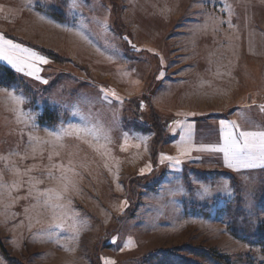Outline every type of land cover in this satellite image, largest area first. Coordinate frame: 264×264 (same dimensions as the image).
<instances>
[{
    "label": "rangeland",
    "instance_id": "1",
    "mask_svg": "<svg viewBox=\"0 0 264 264\" xmlns=\"http://www.w3.org/2000/svg\"><path fill=\"white\" fill-rule=\"evenodd\" d=\"M72 3L0 0V35L48 61H33L38 80L0 60L16 77L0 82V264H264V167L237 171L222 152L198 150L223 146L229 129L221 121L264 131V0ZM108 26L139 42L145 53L135 56L150 65L140 97L128 104L136 101L133 116L144 124L157 114L165 129L155 165L152 132L141 136L137 156L148 145L151 169L143 173L148 162L126 161L133 134L115 88L125 47ZM74 27L88 44L69 36ZM166 68L185 69L177 86L192 87L207 72L204 95L186 99L203 114L177 125L169 113L181 107L176 94L153 106ZM162 154L181 162H162Z\"/></svg>",
    "mask_w": 264,
    "mask_h": 264
},
{
    "label": "crops",
    "instance_id": "2",
    "mask_svg": "<svg viewBox=\"0 0 264 264\" xmlns=\"http://www.w3.org/2000/svg\"><path fill=\"white\" fill-rule=\"evenodd\" d=\"M63 9L66 11L67 7H63ZM103 12L107 14V18H108L109 17L108 9L107 8H105V10L103 9ZM69 15H70V17H73V16L75 17L74 13L70 12ZM102 20L105 21V17ZM68 25H70V24L67 23V25H65V30H67ZM60 28H62V27H60ZM107 29L112 30V32L116 35V39H117V37H119L120 41H122L119 33L115 29L111 28V26H108ZM76 31H77V27L71 28L70 32H69V36H71L75 41L80 43L81 46L88 44L89 42H87L85 40H81V37L76 34ZM73 33H74V36H73ZM133 43L140 44L136 40H134ZM115 44L117 45V51L119 52V47H120L119 45H121V44L117 41H115ZM75 48H77V46H75ZM77 49H78L77 55L83 56L82 53L89 55V53H86L81 47L77 48ZM139 49H141V48H139ZM142 50H144V49H142ZM122 51H123V54L120 57L116 58V60L124 61V64H123V67L121 70L122 80L117 82V86H115V88L117 89L118 97H119V103H120L121 109H122V124L125 127L132 128V130H131L132 132H129V133L133 134V141H134V143L130 144V146H129V150H128L129 153L127 155L126 161H128V164L129 163L131 164L135 161V159H137L138 161L142 160V163L147 164L148 159L150 160V158H147L148 153H149L148 145L147 146H146V144L144 145L146 147H145V149L141 150L142 153H141L140 157L137 156L139 154L137 147H139V145L141 144L140 143L141 136H143L144 134H149L151 137V133H149V132L145 133L142 130L136 129V128L129 126V125H126L125 124V118H124L125 117L124 116L125 115L124 109H125V104H126L127 100H129L132 97L137 96L139 92H142L141 90L143 89V87L145 85L150 65H149V67L147 65V69H146V65H143L141 62H139V61H146L145 58L140 57V56H135V55H129V54H127V52L124 48L122 49ZM120 53H122L121 50H120L119 54ZM43 54H46V53H43ZM136 54H142V53L137 52ZM78 57H80V56H78ZM108 57H110V56H107V58ZM123 57L129 58L130 60L127 61ZM131 59L134 61H131ZM108 60H112V59L109 58ZM129 61H131V62H129ZM139 66L141 67V71H144L140 76H138V74H140L141 71L138 72V70L136 69V68H139ZM181 70H185V69H180L176 73V75H173L174 72L171 70L167 71V68H166V71L164 72V74L161 78L160 84H158V86L155 87L154 91L151 92L153 94H150L153 106L154 107L157 106L160 108L165 107L164 106V98H167V99L170 98L171 103L173 101V97L175 94L178 97L182 98L181 99L182 103H181L180 109H178V105H177L175 107V109H173L174 111L169 112L172 115L174 114L173 117H176V119L178 120L177 125H179L182 122V120H181L182 118H186V119H183V121L184 120L191 121L192 119L197 118V116H200V114L204 113L203 111L199 110L198 108L194 107L193 105H187L189 101H187L186 99H191V98L193 99L194 96H203L204 95L203 90H206L209 87V82H210L209 77L206 75L207 72H204V74L203 73L198 74L196 82L192 83V87L189 86L188 84L184 85V86L183 85L177 86L179 80H183V78L187 74L186 73V74L178 75ZM222 70L223 69H221V71ZM197 72H198V70H197ZM167 73H169L168 78L166 77ZM184 73H185V71H184ZM82 75L83 74H81V73L75 75L76 80L83 81L82 77H84L85 74H84V76H82ZM169 83H171L170 88L167 89L168 94H166L165 89ZM155 90L158 92L155 93ZM179 90H180V92H179ZM192 90L196 91V93L192 94ZM171 103L169 104V108H171ZM212 111L213 112H219V113L223 112L222 109L221 110H219V109L213 110L212 109ZM149 145H150V142H149ZM146 148H147L148 152L146 151ZM133 159H134V161H133ZM135 162H137V161H135ZM149 163L150 162H148L147 167H143L142 169H144L145 171H148ZM140 171H141V169H139V172Z\"/></svg>",
    "mask_w": 264,
    "mask_h": 264
},
{
    "label": "snow or ice",
    "instance_id": "3",
    "mask_svg": "<svg viewBox=\"0 0 264 264\" xmlns=\"http://www.w3.org/2000/svg\"><path fill=\"white\" fill-rule=\"evenodd\" d=\"M76 0H73L71 7H76ZM135 47V45H133ZM0 60L6 61L9 65L15 68L18 72H25L28 76H34L36 79H41L38 75L40 69L33 63L34 60H39L42 63H48L47 59L42 56H38L31 50L14 44L11 40H6L0 35ZM163 73H161L162 75ZM47 83V81H43ZM6 91V90H5ZM114 94V93H113ZM13 99H17L19 102H23V97H15L14 93H10ZM143 107V104H141ZM264 110V107H262ZM191 129L192 125L188 126ZM221 128H228L227 132H223L224 144L222 147H215L212 145H201L200 149L210 152H222L223 162L225 166L234 170L249 169L264 167V131H246L239 130L240 125L235 121H221ZM236 130H239L238 132ZM183 140V138H182ZM190 149L185 148L181 151V156H186ZM164 159L175 160L176 164L181 161L179 158L170 156H164L162 154L161 161ZM151 170L150 167L148 169ZM145 170L141 169V173ZM15 187V184L13 185ZM227 185H225V188ZM205 193L209 192L207 187L203 188ZM126 203V202H125ZM59 207V206H57ZM56 227H63V224H57ZM72 229L77 235L73 236L74 239L78 238V229L73 224ZM115 242V238H113ZM131 241L128 242L130 244ZM126 244V246H128ZM123 250V249H121ZM106 264H114V262L106 261Z\"/></svg>",
    "mask_w": 264,
    "mask_h": 264
},
{
    "label": "trees",
    "instance_id": "4",
    "mask_svg": "<svg viewBox=\"0 0 264 264\" xmlns=\"http://www.w3.org/2000/svg\"><path fill=\"white\" fill-rule=\"evenodd\" d=\"M114 28L119 33L127 54L135 55L137 52L145 53V50L136 48V46L133 47L134 44L131 43V40L129 41L127 39L128 37H126V36H124L122 34L120 27L119 28L118 27H114ZM28 45L38 49L42 53H46L47 54L49 52V50L47 48H44L42 46H38V45H35V44H29V43H28ZM11 76H13V74L11 72H9V71H6L5 68L2 65H0V82L1 83H3V82H9L10 83V82L15 81L16 77L14 78V76L13 77H11ZM152 79H154V77H152ZM138 97H140V96H135L133 98H130L129 100H127V102L125 104V109H124V111H125V115H124L125 116L124 117L125 118V124L129 125V126H132V127L136 128V129L142 130V131L152 132V138H151V142H150V152H151V158L153 159V163L155 165L156 156L158 154L157 147H158V144L160 142V139L163 137L165 129H163L162 122H160V118L158 117L157 114H152L154 119H153V123L151 125L144 124L142 122V120H139L138 118H136V116H133V111L136 110L135 107H137L136 101L134 102V104L132 106H130L131 108H129L128 104L133 102V100L137 99ZM143 97H144V94H143ZM148 105L149 104H145L144 105V110L147 109ZM130 112H131V116H129ZM135 176H136V174H134V177ZM245 232L241 233V234L242 235H247V233H245ZM248 233H251L250 235L254 236L253 232H248ZM260 239H261L260 240L261 242H264V238L262 236L260 237Z\"/></svg>",
    "mask_w": 264,
    "mask_h": 264
}]
</instances>
